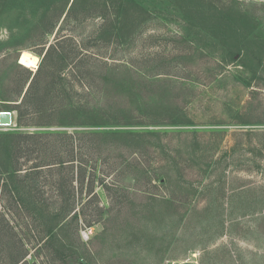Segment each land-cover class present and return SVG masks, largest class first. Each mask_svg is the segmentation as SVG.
<instances>
[{"label": "rangeland", "instance_id": "obj_1", "mask_svg": "<svg viewBox=\"0 0 264 264\" xmlns=\"http://www.w3.org/2000/svg\"><path fill=\"white\" fill-rule=\"evenodd\" d=\"M105 1L110 21L127 9L133 28L124 23L118 37L113 28L98 37L107 20L96 10ZM73 3L0 0V112L14 120L0 127V139L18 136L7 140L11 152L0 142V173L6 162L16 170L70 158L67 140L38 133L154 134L127 142L82 138L78 158L86 173L83 186L74 178V198L69 168L44 169L28 183L0 177V222L10 221L23 239L27 264H264V0H80L72 11ZM51 45L64 49V64L51 63L35 91L53 80L59 103L33 97L15 106ZM88 50L107 66L82 60ZM27 52L39 57L37 69L24 63ZM113 72L141 79L132 91L149 96V105L129 102L127 90L110 100L132 121L147 108L151 117L143 123L150 126L37 125L63 121L36 116L44 107L115 106H103V84ZM8 253L14 255L0 246V264H13Z\"/></svg>", "mask_w": 264, "mask_h": 264}, {"label": "trees", "instance_id": "obj_2", "mask_svg": "<svg viewBox=\"0 0 264 264\" xmlns=\"http://www.w3.org/2000/svg\"><path fill=\"white\" fill-rule=\"evenodd\" d=\"M80 0H74V3L72 5L71 10L74 11L76 6L78 5ZM106 3L101 4V8L98 6L97 8V15L99 17H103L102 19H106L107 22L105 23V25H103L99 31L100 33L98 34V37H107L108 35V29L109 28H113V34L112 35H116V37H118V33L122 32V27H125V24L132 27L135 24V19H131V18H125V15H130L129 12H127V9H125L122 12H117L115 15V17H117L116 21H110L109 17L110 15H112L110 13V6L108 4V1H105ZM121 3H124V0H120ZM70 10L68 16H71L72 11ZM136 13V12H135ZM124 15V16H123ZM124 17V18H121ZM133 17V14L130 15ZM51 31V30H50ZM49 31V32H50ZM103 31V32H102ZM45 45V44H44ZM59 47H56L55 45H51L49 47V49L47 50L46 54L43 57V53L40 54V56L43 57L42 59V63L41 66L39 67L37 73L34 75L33 80L30 84V87L21 103V105H15V106H22V105H26L29 100H31L33 97H36L37 100L43 102L42 104H46V103H51V104H58L60 101V96L58 94H53L56 92V88H54V85H56V83L52 80H48L45 83V89L44 91L41 90V92L35 91L37 90L38 87L41 86V80H42V76L43 73L45 71H49V66L51 65V63H53V65H51L50 67H54L55 65H59L61 63L64 64V57H63V51L64 49L62 48L61 50H58ZM89 51V50H88ZM83 59L82 60H87V61H94L95 65L99 68H104V66H107V63H103L102 58H100V55L98 53H93V52H87L84 55H82ZM21 62V61H20ZM83 62V61H82ZM22 63V62H21ZM24 65V64H23ZM23 65H21L18 60L16 62V66L20 67V68H24ZM81 63H79L78 65V71H80V67ZM109 70V69H108ZM89 74H92L91 72H87ZM114 73V72H113ZM143 73V72H142ZM85 79V80H84ZM120 79V82H119ZM108 81H110L109 84H103L104 87L107 88V95L105 98V102L103 103V106H107V105H115V106H109V107H100L97 108L93 107L92 105H87V106H79V108H72L70 110H57V108H53V109H46L47 107L44 108H40L39 110H35V115L40 117V118H44L46 116L49 117V119L53 116V115H57L60 117V121L63 120L61 123H59L58 125H53L50 120L47 123L41 122L38 123L37 125L40 127H47V126H59V127H89V128H113L114 126H138V125H149V123H143V122H147V119L149 117H151V115H149V111L144 110L139 118V120H134L132 121L130 114L128 113V110L123 107V109L118 110V108H120V106H117L116 103L117 102H113L112 100H110V98L113 99H117L118 95H115L116 93H118L119 91H125L127 90V96L129 97V102L133 103L134 105H137V103L140 102V100H142L141 104L147 106L150 104V98L149 96H139L138 93L132 91V89L134 87H137V84L139 82H141V79H136L130 75H128V73H122L120 72V74L116 75L115 73L111 76H108L107 78ZM83 81H87V78H83ZM122 81V82H121ZM83 83V82H82ZM83 87H85L86 89L89 90V92H92V89L90 87V85H87L85 83H83ZM3 92H1L0 95H2ZM3 96V95H2ZM158 99V98H157ZM116 101V100H114ZM119 105V104H118ZM17 110L19 107H15ZM139 111V110H138ZM148 113H147V112ZM140 112V111H139ZM158 111H153L151 113H153V115H155L154 113H157ZM167 113H171L169 111H166ZM22 113L19 112V115L17 116L16 120H17V125L18 126H23V120H22ZM115 114V115H113ZM118 114L120 115L118 117ZM113 115V116H112ZM66 116H69L71 118H68ZM82 117L83 119H85L84 121H77L76 119ZM168 123V122H166ZM158 124L161 125H176L179 123L173 122V123H161L159 122ZM154 134L153 132H147V133H140V132H132V131H108V132H99V131H90V132H77V133H62V132H55V133H51V134H42V133H38L37 135L39 137H53V138H61L62 140L65 139L67 140V154L70 156V158L62 160L60 158H55L57 156H54V160H52L51 163L49 164H37L32 168H28V169H14L13 166L11 165L10 162H6L3 163V169L4 172L0 173V177L4 175H6V177H8V179H10L11 181H13V183L15 182V179H19L24 183H28L29 180L32 178L33 175H35L37 172L39 171H43L44 169H57L62 170V169H70L73 172V177L71 178V180L69 181V188L72 186L73 189H69L72 198H74L75 196V190H77L74 186L76 180L74 179L75 176H78V183H80V186H83L84 184V180L82 182H80V177L85 175V164L83 162L79 161L78 158V153H79V148H80V142L82 141V138H90L91 142H97L98 140H101L102 138H114V139H118V140H123V142H127L128 139L133 138H143L149 135ZM17 135H7V136H1L0 142H2V149L4 150V152H11L13 149V145H9L7 140L9 139H14L17 138ZM36 137V134H32L29 138H34ZM126 140V141H125ZM99 145V144H98ZM11 146V148H10ZM15 146L20 148V145L15 144ZM2 150V151H3ZM24 172V173H23ZM41 173V172H40ZM73 184V185H72ZM82 184V185H81ZM7 185V182H6ZM14 193V192H13ZM18 196V205L19 206H24V200L23 198L20 196V194H17ZM26 196L29 197V200H34L35 199V194L33 191H29ZM1 215V214H0ZM2 216V215H1ZM5 218V217H4ZM6 219V218H5ZM77 219V217H76ZM5 222H0V246H3V248L7 251V252H12L14 251V255H11V253L9 254L10 257L12 259H14L13 264H27V256H28V249H26V244L23 242V239L18 235L17 231L15 230V228L12 226L10 221L4 220ZM2 232H6L7 234L5 235V240H3L1 238V233ZM55 230L54 229H49L48 231V236L49 238L53 236ZM63 263L65 264H69V262L65 259H62Z\"/></svg>", "mask_w": 264, "mask_h": 264}, {"label": "water", "instance_id": "obj_3", "mask_svg": "<svg viewBox=\"0 0 264 264\" xmlns=\"http://www.w3.org/2000/svg\"><path fill=\"white\" fill-rule=\"evenodd\" d=\"M13 123H14L13 114L11 112L9 111L0 112V126L10 127L13 125Z\"/></svg>", "mask_w": 264, "mask_h": 264}, {"label": "bare ground", "instance_id": "obj_4", "mask_svg": "<svg viewBox=\"0 0 264 264\" xmlns=\"http://www.w3.org/2000/svg\"><path fill=\"white\" fill-rule=\"evenodd\" d=\"M36 55L37 54L33 55L30 52H27L24 57V63L29 65L33 70L37 69L40 63V59Z\"/></svg>", "mask_w": 264, "mask_h": 264}, {"label": "built area", "instance_id": "obj_5", "mask_svg": "<svg viewBox=\"0 0 264 264\" xmlns=\"http://www.w3.org/2000/svg\"><path fill=\"white\" fill-rule=\"evenodd\" d=\"M0 127H3V126H0ZM90 233H92V232L90 231ZM82 237H83V239H84L85 241L89 240V238H90V234H89V232H88L87 230L83 231V232H82Z\"/></svg>", "mask_w": 264, "mask_h": 264}]
</instances>
